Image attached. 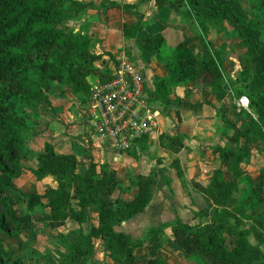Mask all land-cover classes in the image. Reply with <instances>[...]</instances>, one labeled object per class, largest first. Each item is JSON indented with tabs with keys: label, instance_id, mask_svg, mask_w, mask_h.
<instances>
[{
	"label": "trees",
	"instance_id": "16d2710c",
	"mask_svg": "<svg viewBox=\"0 0 264 264\" xmlns=\"http://www.w3.org/2000/svg\"><path fill=\"white\" fill-rule=\"evenodd\" d=\"M67 1L74 13L87 6L85 2ZM154 2L157 7L168 3L172 10L185 5L193 8L191 15L200 26L202 35L199 40L206 44V49L202 53L195 51L184 40L169 49L161 32L147 31L140 44L141 57L155 56L166 66V74L155 78L153 95L169 105L168 95L175 86L200 82L203 86L212 87L219 100L226 96L231 101L243 95L248 98V109L238 108L246 118L241 119L238 127L230 121L232 128L225 131V141L211 147L220 163L225 165L229 177L225 176L222 167H216L204 185L192 181L208 201V205L194 212L193 216L198 217L197 223L185 222L176 216L148 227L145 237L133 238L114 226L145 210L157 181L170 183L165 167L153 166L147 173L129 176V183L137 190L132 196L123 197L122 193L130 185L119 181L117 170L109 163L91 160L88 167L79 172L73 153L56 152L50 142H45L37 155L39 166L35 175L38 178L53 175L58 185L48 186L43 194L33 193L29 206L45 197V219L60 221L72 218L77 222H82L86 206L97 207L98 224L92 225L84 234V246L63 237L66 253L56 264H81L82 259L91 258L96 238L104 239L109 249L108 256L118 264H168L165 259L148 253V250L161 248V236L168 226L172 236L169 242L198 264H241L240 258L250 252L261 256L260 261L254 264H264V219L259 220L252 213L258 203L264 202V195L252 188L250 178L241 169V163L250 156L249 143L252 140H258L260 150L264 151V47L255 32L256 21L237 14L234 9L237 0ZM257 2L264 16V0ZM62 5L63 0H0V172L9 178L20 171L21 141L31 127V122L19 108L49 102V93L35 81L66 83L73 91L87 94L91 92L87 75L97 74L100 80L112 75L110 67L103 70L96 64L102 54L90 51V37L66 24ZM207 18L227 19L239 37L245 39L249 47L246 68L250 56H256L262 63L263 72H258L253 78L251 91L224 73L221 49L212 51L210 42L204 37L208 30ZM142 28L138 19L135 23L124 24L123 34L134 37ZM231 107L237 108L233 101ZM176 114L180 119L178 109ZM146 141V137L140 139L138 146L144 148ZM158 143L173 152L184 147L178 134L166 132L159 135ZM129 152L135 153V150ZM155 161L162 164L158 156ZM170 165L179 176L183 175L178 158L172 159ZM261 174L264 178V169ZM73 199L77 207L72 204ZM11 204L10 183L0 181V232H19L21 221L13 214ZM244 219H251L253 224L242 227ZM227 226L236 229L238 243L232 247L226 244L224 230ZM250 234L254 235L256 243L249 240ZM140 247L145 251L142 255L136 254ZM0 264L26 262L22 257H14L0 240Z\"/></svg>",
	"mask_w": 264,
	"mask_h": 264
},
{
	"label": "crops",
	"instance_id": "0c3cea01",
	"mask_svg": "<svg viewBox=\"0 0 264 264\" xmlns=\"http://www.w3.org/2000/svg\"><path fill=\"white\" fill-rule=\"evenodd\" d=\"M75 1L85 2L87 6L76 13L71 11L74 14L68 25L73 27L74 31L87 34L90 37V51L94 53L113 52L117 54L115 57L117 60L126 55L129 57L125 51H122L123 47L129 48L132 50V57L143 67L146 82L151 86L154 84L155 74L159 76L166 74V66L164 61L158 60L155 56L148 59L141 57L140 44L144 41L147 31L161 32L169 49L181 40L186 41L195 51L203 52L206 49V44L199 40L202 32L197 21L195 18L186 17L183 13L185 6H181L178 10H172L168 3L157 7L154 0ZM135 4L138 5L141 12L143 28L134 37H126L123 34L124 24L137 21L131 14ZM146 4L151 7L150 13L148 10H144L143 6ZM206 24L208 30L204 37L206 41L210 42V49L214 51L217 49L215 19L207 18ZM86 80L92 86L99 82L100 78L97 74H89L86 76ZM52 90L49 94L48 104L37 105L38 110L35 113V120L31 123L30 135L26 136V134L21 141L22 155L19 158V173L9 178L6 173L0 172V181H9L10 183L12 212L21 221L19 232L2 231L0 240L7 249L16 251L17 256L34 259L33 264H56L66 253L62 242L63 237L84 246V234L92 225L98 224L96 205L84 208L82 222H77L72 218L60 221L45 219L43 216L47 210L45 197H42L32 207L29 206L33 193L43 194L48 186L56 187L58 185V180L53 175L48 174L41 178L35 175V170L39 166L37 155L43 149L45 142H50L56 152L73 153L77 158L79 172H83L91 160L97 163L107 162L117 172L121 168L119 166H124V174H118V178L122 184L130 186L127 191L122 193L123 197H130L137 190L129 183V176L147 173L153 166L165 167V173L171 178L170 183L165 184L157 181L153 188L152 199L145 210L114 226L116 230L127 232L133 238L145 236L148 227L176 216L182 221L197 223L198 217L195 218L193 214L203 207L200 205L203 194L193 185L192 181L204 185L205 182L201 178L206 175L208 178L206 182H208L212 170L216 167H222L225 176L229 177L225 165L220 163L217 153H214L211 147L225 141L224 133L228 130L227 126L230 125V121L234 122L236 113L230 109L231 105H227L225 97L221 100L217 99L210 86H203L200 82L178 84L168 95L169 99L173 96L169 105L160 99L153 102V105L162 111L163 117L160 118L164 123L163 133L178 134L183 140L184 147L178 152L161 147L158 143L159 135L156 134L146 138L144 148L137 146L138 150L135 153L116 150L99 137L92 127V121L97 113L91 107L90 92L87 94L75 92L66 83H55ZM187 91H193V99L185 95ZM191 101L202 102V104L193 110L192 104H185ZM242 104L245 107L248 106V103L247 105ZM176 109L180 111V119L177 117ZM163 110L165 114H163ZM174 116L179 121L174 119ZM153 139L157 143V152L150 159L149 166H146L144 164L146 160L142 159L144 156L139 157L137 153L139 154L141 150H148L147 145ZM249 147L250 156L241 163V169L250 178L252 188L264 195V178L261 174V170L264 169V151L260 150L261 143L258 140H252ZM156 156L162 159L161 165L156 163ZM174 158L179 159L183 171L182 176H179L176 169L170 165ZM244 165L253 169L246 172L243 170ZM121 176L126 177L121 179ZM189 182L192 184L190 185ZM172 193L182 196V203L175 200V204L174 198L169 202L167 196ZM72 204L77 207L75 199L72 200ZM252 213L259 220H263L264 202L258 203ZM251 224H253L251 219H244L241 226L246 227ZM235 231L233 226H227L224 230L228 247L238 243ZM77 236L80 237L77 238L78 241L75 240ZM171 237V229L168 226L161 236V248L148 250V253L165 259L168 264H197L196 261L188 259L182 251L169 242ZM249 240L252 243L257 242L253 234L249 235ZM94 242L93 256L82 259L81 264L99 262V256L102 259L101 264H118L108 256L109 249L104 244L103 238H96ZM144 252L141 247L136 250V254L139 255ZM260 259L261 256L258 253L250 252L240 258V262L241 264H254Z\"/></svg>",
	"mask_w": 264,
	"mask_h": 264
},
{
	"label": "built area",
	"instance_id": "2783aa9c",
	"mask_svg": "<svg viewBox=\"0 0 264 264\" xmlns=\"http://www.w3.org/2000/svg\"><path fill=\"white\" fill-rule=\"evenodd\" d=\"M110 68V78L91 86V107L97 113L92 127L114 149L130 151L140 139L163 133L162 111L153 105V86L138 62L123 56ZM240 102L247 105V97Z\"/></svg>",
	"mask_w": 264,
	"mask_h": 264
},
{
	"label": "rangeland",
	"instance_id": "374dc122",
	"mask_svg": "<svg viewBox=\"0 0 264 264\" xmlns=\"http://www.w3.org/2000/svg\"><path fill=\"white\" fill-rule=\"evenodd\" d=\"M125 5H127V4H125ZM143 7H144L145 11L148 10V13H150V10H151L150 5L146 4ZM62 9H63V14L65 17L66 24L68 25V23L72 20L74 13L71 12L73 10H71V8L68 6L67 0H63ZM234 9L236 10L237 14H239L241 16H246L248 19L256 21L255 32H256L257 36L259 37L261 44L264 47V16L262 15L261 10L259 9L257 0H237V3L234 5ZM192 12L194 13L193 8H191L189 5H185V8L183 9V13H185L186 17L188 16L189 18L194 19L195 17L191 15ZM131 14L133 16H135V19L141 20V16H140L141 12L139 11L138 5L135 4L134 10H131ZM134 21H133V23L136 22V21L135 22ZM215 24L217 26V39H216L217 49L218 48L221 49L222 68H223L224 73L226 74V76L229 79L235 81L237 84H240V85L243 84L247 90L251 91L252 85H253V78L256 76V74L258 72H260V73L263 72V68L261 65L262 63L260 62V60L256 56H254V57L250 56L249 61H248V68H246L245 63H246L247 51H248L249 47H248L245 39L238 36L237 30L231 26V24L229 23V21L227 19H217V20H215ZM142 26H143V24H142ZM227 45H228V48H227ZM122 51H125L131 59L135 60L132 57V50H129V48H127V47H123ZM200 52H202V51H200ZM100 53L102 54V57L99 58L98 60H96V64L100 65L103 70L107 67V65H108V67H112L116 64V62L112 61V60L116 59L115 57H117V54H115L113 52L107 53L106 51H102ZM105 56H107V57H105ZM155 75H156L155 77L159 76L157 74H155ZM35 82H36V85L42 86L44 89H46V91L49 94H50V92L53 91L52 89H53L54 84L48 83V81L46 82V81H39V80H36ZM192 92L193 91H191V92L187 91L185 95L188 98L193 99L194 96H192L193 95ZM171 98H173V96H171ZM224 99L227 102V105H229V106L231 105L232 101L235 103L237 108L234 109V108L230 107V109L231 110L233 109L232 112L236 113V114H234L235 115L234 116V124L236 127H238L241 119L246 118L244 113L238 111V108H240V107L247 108L248 106L247 107L243 106L244 104L240 103L239 98H233V100L231 101L229 99V97L226 96ZM201 104H202V102H198V101L192 102L191 108L194 110V108L200 107ZM19 110L21 113H24L27 116L29 122L32 123L33 120H35L34 119L35 113L37 112L38 109H37V106H33L32 104L31 105L29 104V105H23L22 107L19 108ZM163 114H165L164 110H163ZM179 116H180V111H179ZM177 117H178V115H177ZM177 117L174 116V119L176 118V120L179 121L177 119ZM224 122L227 123V121H224ZM227 128L228 129L232 128V125L227 126ZM30 130H31V128H29L25 132V135L27 134L26 136L30 135ZM223 138L225 140V136ZM156 145H157V143L154 142V139H153L152 142L148 143V145H147V147L149 148L148 150H146V151L141 150V152L139 154L137 153V155H139V157H141L142 155L144 156L142 159L146 160L144 163L146 166L150 162V159L153 158L154 155H156V152H157ZM134 149H135V151H137L138 147H136ZM21 155H22V152H21ZM21 155H20V157H21ZM119 167H121V168L118 171V174H124V169H125L124 166L121 165ZM250 169H253V168H250L248 165L243 166V170L246 172H250ZM125 177L121 176V179H124ZM207 179L208 178L206 177V175H204V177L201 178V180L204 181L205 183H206ZM189 183H190V185L192 184L191 182H189ZM193 189H195V188L193 187ZM202 197H203V199L201 200L200 205L201 206L208 205L207 199L203 195H202ZM173 198H174L175 204H176L175 200L178 203H182V196H176L173 193L169 194L167 196V199L169 202H171ZM142 237H145V236L143 235ZM77 238H80V237L77 236L75 238L76 241L79 240ZM12 253H13L14 257H18L16 254L17 253L16 251L15 252L12 251ZM23 259L26 260L25 261L26 264H33V262L35 261L34 259H27L24 257H23ZM100 261H102L101 256H99V262H96L94 264H101ZM43 263H44V261H43ZM46 264H48V263H46Z\"/></svg>",
	"mask_w": 264,
	"mask_h": 264
}]
</instances>
